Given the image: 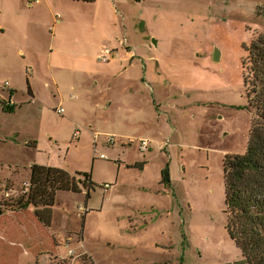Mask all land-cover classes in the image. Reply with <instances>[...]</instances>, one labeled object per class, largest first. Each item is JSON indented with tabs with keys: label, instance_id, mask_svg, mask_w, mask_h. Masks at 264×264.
Here are the masks:
<instances>
[{
	"label": "rangeland",
	"instance_id": "obj_1",
	"mask_svg": "<svg viewBox=\"0 0 264 264\" xmlns=\"http://www.w3.org/2000/svg\"><path fill=\"white\" fill-rule=\"evenodd\" d=\"M20 2L22 26L46 47L21 54L9 49L20 44L17 32L1 39L0 85L8 81L19 95L14 112L0 105V207H18L34 164L87 173L96 184L90 199L85 189L57 194L52 230L61 256L47 255L51 264H247L227 229L224 160L247 152L253 113L242 59L264 31V0H64L53 13ZM42 16L63 21L77 37L94 18L95 42H122L128 60L117 58L116 71L125 75L82 74L76 82L55 68L54 74L46 41L56 33L37 31L34 21ZM112 50L114 58L119 49ZM111 61L91 60L90 68L104 71ZM28 83L35 103L26 100ZM82 92L88 105L76 113L69 99ZM62 100L63 116L56 112ZM92 116L93 130L86 124ZM14 221L8 215L1 224ZM13 243L0 236V264L44 260Z\"/></svg>",
	"mask_w": 264,
	"mask_h": 264
},
{
	"label": "trees",
	"instance_id": "obj_2",
	"mask_svg": "<svg viewBox=\"0 0 264 264\" xmlns=\"http://www.w3.org/2000/svg\"><path fill=\"white\" fill-rule=\"evenodd\" d=\"M71 1L92 4L97 0ZM260 11L264 14V6ZM244 51V82L253 120L247 152L224 160L227 229L247 264H264V31ZM4 110L14 112V107L5 105ZM165 180L169 181L168 173ZM95 188L91 174L34 164L29 187L12 211L31 209L45 227H50L59 192L80 194L85 189L90 199Z\"/></svg>",
	"mask_w": 264,
	"mask_h": 264
},
{
	"label": "crops",
	"instance_id": "obj_3",
	"mask_svg": "<svg viewBox=\"0 0 264 264\" xmlns=\"http://www.w3.org/2000/svg\"><path fill=\"white\" fill-rule=\"evenodd\" d=\"M63 1L64 0H42L40 4H35L32 2V0H27L28 7L25 6V8L30 10V9H34L33 7L35 6H38L41 9H49L50 13H53V9H55L56 6H60L61 2ZM23 8L24 7H22L20 0H0V17H1V20H0V53L1 54L4 53V47L1 46V39L5 37L6 35H8L10 32H17V34L22 37L20 44L18 42L12 43V45L9 48L10 50L12 49L16 51L19 50L21 54L30 53V51L32 50L34 54H41L42 50L46 47V43H44L43 40L39 39L38 37L32 38L30 34H27L28 28H24L22 26V24L24 25V23L21 22V13H22ZM3 15L5 17V20H2ZM59 16L60 15H57L56 18L61 19ZM34 22H35V25L37 26L36 27L37 31L43 32L44 29L48 30L50 27L52 28L54 27L55 29L56 34L52 36V41L51 40L46 41L48 44H50L49 45L50 50L52 49L50 51L51 53L50 68L52 72H54L55 70L62 71V73L68 75L69 77L75 76V78L77 77L79 78V76L80 77L85 76L82 74H88L89 76L93 78H99V76H102V78H107V80H109L110 77L114 79H116V77H120L119 75H117L120 73H122L121 76L125 75V73H123L120 70L116 71L120 67V65H118L119 62L116 59L118 58L119 60H121L120 64H122V60L127 59V56L122 55L123 53L121 54L122 42H120L119 45L116 43L109 45V48L119 49L115 57L110 62V65L108 66L110 69H107L104 71H99V70L93 71V69L90 68L91 66L90 61L92 60L93 63L95 62L96 64L98 55L100 54V52H102L105 46H108L105 43L101 44V43L95 42V40L91 36L92 30H95L98 27V24L95 23L96 21H94V18L92 19L91 24L88 23L86 26H84L83 29L80 28L81 33H84L85 35V36H80V37H77L71 33H67L65 31L64 26L63 27L60 26V25H63V21L54 20V18H53L52 24H51L52 18H48L47 21H44L43 16ZM54 24L56 25L54 26ZM62 29L64 30V33ZM69 40H71V45L67 46V42ZM128 43L130 44V42ZM8 54H9V51H8ZM129 57L133 58L134 53L129 55ZM108 64L109 63L104 64V65H108ZM100 67H103V66L100 65ZM53 68H55V70ZM54 78H55V81L60 82L56 75ZM77 79H76V82H79L80 80L79 79L77 80ZM70 83H73V82L71 81ZM83 83H86V82L83 81ZM72 85L73 86L69 88H71L72 92H76L75 83H73ZM108 91L110 92L111 90H108ZM17 93H19V91L16 89H13L12 84L10 83L8 87H5V84L0 85V105L3 106V109H4L3 103L6 104L8 101H11V103L13 104L12 107H14V111H15L16 107L18 106L17 102L15 101L16 97L18 98V95H19ZM26 94L29 98H27V96H25L24 98H27L26 100L28 102L35 103L38 95L36 94L33 86L29 83H28V89H27ZM77 95H78L76 96L77 99H69L70 101H74V103L71 102V104H73L72 108L75 110L76 113L79 109H81L82 107L86 108V106L88 105L87 94L85 95L82 92L81 94L79 93ZM64 103L65 102L63 101L60 104V106H62L63 108H64L63 106ZM109 104H112V102H110ZM100 106H101L100 104L96 103L95 107L98 110ZM65 114H66V110H65ZM88 118L90 119L86 120L87 121L86 124H88V128L93 130V128L97 126L96 120L93 116L88 117ZM80 136H81L80 132H79V135L75 133L74 138L79 139ZM129 166L133 167L134 165H129ZM16 172H19V170H17ZM29 182H30V178H29V181L24 185L25 186H27V184L29 185ZM5 192H6L5 197L10 196L14 192L13 184H12V187L7 185ZM0 211H1L0 213V236L12 237V239L16 240V243H13V246H16L18 248L22 247L20 246L21 244L19 242H23L24 245L29 246L31 248L30 250L35 252L36 257H38L39 259L43 256L42 258H44V260L42 259L38 260L36 264H51V261L50 260L48 261L49 258L46 257L47 255L56 254L58 256H61V249H60L61 242L58 238H56V234L53 233V230H52L53 221L50 227H45V225L41 223V221L35 215L34 211L31 209L25 210L23 212H14V211H6V210L4 211V209L0 207ZM8 215L9 217L13 216L17 218V221H14L7 225L1 224L2 218ZM23 248H25V246H23ZM18 264H21V263L19 262Z\"/></svg>",
	"mask_w": 264,
	"mask_h": 264
},
{
	"label": "built area",
	"instance_id": "obj_4",
	"mask_svg": "<svg viewBox=\"0 0 264 264\" xmlns=\"http://www.w3.org/2000/svg\"><path fill=\"white\" fill-rule=\"evenodd\" d=\"M41 1H42V0H32V2L35 3V4H40ZM112 58H113V50H112L111 48H109V47L104 48V49L102 50V52H100V54H99L98 57H97L98 61H99L100 63H104V64H105V63H108L109 61H111ZM8 86H9V83L6 82V83H5V87H8ZM71 99H77V97L73 95V96H71ZM5 105H6V106H10V107L13 106V104L11 103V101H8ZM56 112H57L59 115L63 116V115L65 114V109H64L62 106H60L59 108L56 109ZM76 134L79 135V132L77 131ZM109 142H110V144H115V137H114V136H111L110 139H109ZM140 144H141L140 147H141L142 150L147 149V147L149 146V142H148L146 139L141 140V141H140ZM100 158H101V159H106L105 155H101ZM28 187H29V185L27 184L26 189H28ZM8 197H9V196H8ZM73 255H74V253L72 252V253H70V255H69L68 257H66L65 259H66V260H67V259H73V258H74Z\"/></svg>",
	"mask_w": 264,
	"mask_h": 264
},
{
	"label": "water",
	"instance_id": "obj_5",
	"mask_svg": "<svg viewBox=\"0 0 264 264\" xmlns=\"http://www.w3.org/2000/svg\"><path fill=\"white\" fill-rule=\"evenodd\" d=\"M145 25V24H144ZM154 44L157 46V43L156 42H154ZM220 54H217V58H218V56H219ZM219 59V58H218ZM0 213H1V211H0Z\"/></svg>",
	"mask_w": 264,
	"mask_h": 264
}]
</instances>
